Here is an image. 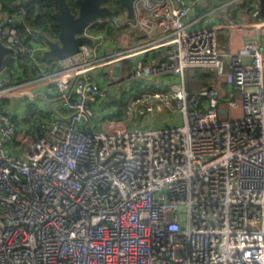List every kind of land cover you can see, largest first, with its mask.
<instances>
[{"label": "built area", "instance_id": "1", "mask_svg": "<svg viewBox=\"0 0 264 264\" xmlns=\"http://www.w3.org/2000/svg\"><path fill=\"white\" fill-rule=\"evenodd\" d=\"M198 1L143 0L128 46L100 54L93 22L96 41L52 65L0 0V264H264V14L224 48L215 31L237 24L196 27ZM195 68L214 78L190 90Z\"/></svg>", "mask_w": 264, "mask_h": 264}, {"label": "crops", "instance_id": "2", "mask_svg": "<svg viewBox=\"0 0 264 264\" xmlns=\"http://www.w3.org/2000/svg\"><path fill=\"white\" fill-rule=\"evenodd\" d=\"M253 7L260 8L259 0H199L195 11L192 14H189L188 20L193 19V18H198V21L196 22L197 24L195 26L196 27L204 26L207 23H209L207 14L210 12L211 17L217 23H227L231 21L237 24L236 27L232 28V31L228 27H225V26H222L215 31L216 38L220 46L227 48L228 47V36L232 34L234 38V42L232 44H233V47L236 48L237 46L241 44L242 40L245 37L249 35H253L255 33V29L251 25L252 18H251L250 9ZM135 8H136V12H135L136 15H142L145 11L143 7V0H137L135 3ZM110 20L112 19H106L104 21L107 22ZM133 20L134 19L132 20L126 19L125 11L123 12V14L119 12L117 15L113 17L115 26H118V28L114 29V31H112V29L110 30V33L108 34V36H110L111 39L104 45L103 53H100V54L103 55V54L111 53L113 50L117 49L120 46H123L124 44H126L125 46H128L129 42L134 40V37H139L143 34L141 29H137L136 27L133 26V23H134ZM94 24L96 25V21L94 22ZM121 26L127 27V28L123 29L121 28ZM107 28H108V25H107ZM103 29H106V28H103ZM98 30H102V29H98ZM33 35L36 38H40V36L36 33H33ZM156 35H159V31L156 32L153 36H156ZM95 41L96 39H93V42ZM42 46L46 47L44 42L42 43ZM44 49L38 50L40 55H42V51ZM159 50L161 51V48ZM155 51H158V49L147 52L146 55L151 57V55ZM135 58L136 57L124 58L122 59V61L127 60L131 64V67H132L133 64L136 62ZM47 61L48 63L52 65H57V64L62 65L66 63V61H61L56 58H51L50 60H47ZM109 68L111 69V65ZM4 74H6L5 71H3L2 75ZM102 74L103 73L97 71L96 79L99 80L101 83H104L106 81H104V79L100 77V75ZM159 81H160L159 82L160 84L165 83L164 79L163 80L159 79ZM115 93L116 91L110 92L109 102H106L105 103L106 105H109V106L117 105L118 102H116L114 99ZM33 94L35 98L34 100L40 105L42 109L46 111L50 109H54L55 116H65L66 115V111L62 109L60 106H58L59 101L53 89L47 90L45 87H37L36 89L33 90ZM19 102L21 106H23L22 107L23 112L27 114V107H26L27 105L22 103V99H19V100L16 99L14 101V104H17Z\"/></svg>", "mask_w": 264, "mask_h": 264}, {"label": "water", "instance_id": "3", "mask_svg": "<svg viewBox=\"0 0 264 264\" xmlns=\"http://www.w3.org/2000/svg\"><path fill=\"white\" fill-rule=\"evenodd\" d=\"M43 0H21L20 3H39ZM57 5L54 12L56 36L39 34L46 47L42 55L47 58L64 60L72 57L80 50L83 43H92L93 38L85 33V29L95 21H104L113 18L118 13L110 6L108 0H75L72 9L68 0H53ZM137 0H116L125 10V17L132 20L135 15V3ZM152 1V0H149ZM174 1V0H173ZM260 12L264 14V0H259ZM12 49L0 44V67L5 54ZM138 57L135 58V60ZM166 55L160 60L166 59Z\"/></svg>", "mask_w": 264, "mask_h": 264}, {"label": "trees", "instance_id": "4", "mask_svg": "<svg viewBox=\"0 0 264 264\" xmlns=\"http://www.w3.org/2000/svg\"><path fill=\"white\" fill-rule=\"evenodd\" d=\"M20 1L21 0H2V3L5 7L14 5L24 6V8L26 9L24 21L26 25L33 30V33H36L38 35L48 34L51 36H56L57 27L55 25L54 12L57 10V5L53 0H43L39 3L27 4H21ZM68 2L73 9L75 7V0H68ZM107 2L115 10L116 13H119L120 10L116 7L119 4L116 2V0H108ZM105 24V21H97L95 26L97 29H103L105 27ZM24 26L25 24L22 27ZM198 73H200V71H198ZM205 73L206 74H202V76L198 74L197 75L199 78H202L204 83L208 84L210 80H213L214 74L211 71H205Z\"/></svg>", "mask_w": 264, "mask_h": 264}, {"label": "rangeland", "instance_id": "5", "mask_svg": "<svg viewBox=\"0 0 264 264\" xmlns=\"http://www.w3.org/2000/svg\"><path fill=\"white\" fill-rule=\"evenodd\" d=\"M120 11L119 12H121V14H123V12L125 11L120 5H117L116 6ZM110 19H112V20H110V21H107L106 23L107 24H105V27L104 28H106V29H102V30H98L97 29V31H96V33H102L103 35H104V41L101 43V45L99 46V52L100 53H103V47H104V45L111 39V37L110 36H108V34L110 33V30L112 29V31H114V29H117L118 28V26H115V23H114V21H113V18H110ZM110 23V24H109ZM107 25H108V28H107ZM121 28H123V29H125V28H127V27H122L121 26ZM105 32H104V31ZM119 30H121V29H119ZM30 36V35H29ZM160 53V51H155L152 55H151V57L152 58H154V57H156L158 54ZM46 59V58H45ZM46 60H50V59H46ZM48 62V61H47ZM50 62V61H49ZM122 63H124V65H125V71L123 72V74L125 75V74H127L128 73V71H129V69H130V67H131V64L127 61V60H123L122 61ZM57 65H59V64H57ZM109 67H110V65H107V66H105V67H101V68H99L97 71H99V72H101V73H103L104 74V72H105V75H107V71H108V69H109ZM195 69H198V68H195ZM195 69H190V70H187V73H188V76H189V88H190V90H195V89H198V88H200V87H203V86H205V85H208V84H210L211 83V80L209 81V83L208 84H206V83H204L203 82V80H202V78H199L198 77V75H201L202 76V74H206L205 73V71H208V70H205V69H203V68H199L198 70H195ZM198 71H200V73H198ZM212 72V71H211ZM198 74V75H197ZM208 79V78H207ZM225 100V99H224ZM119 110H120V107H119ZM42 118L44 119V120H50V119H53V118H55L54 116H50L49 114H47V113H45V112H43L42 113Z\"/></svg>", "mask_w": 264, "mask_h": 264}]
</instances>
